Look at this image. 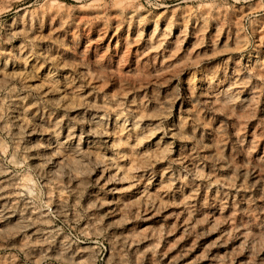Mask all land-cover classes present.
<instances>
[{
    "label": "rangeland",
    "instance_id": "1",
    "mask_svg": "<svg viewBox=\"0 0 264 264\" xmlns=\"http://www.w3.org/2000/svg\"><path fill=\"white\" fill-rule=\"evenodd\" d=\"M260 9L0 0V264H264Z\"/></svg>",
    "mask_w": 264,
    "mask_h": 264
},
{
    "label": "bare ground",
    "instance_id": "2",
    "mask_svg": "<svg viewBox=\"0 0 264 264\" xmlns=\"http://www.w3.org/2000/svg\"><path fill=\"white\" fill-rule=\"evenodd\" d=\"M155 25V24H154ZM42 54H43V52H42ZM49 55V54H48ZM55 55V54H54ZM58 55V54H57ZM263 55V54H262ZM62 56V55H61ZM51 58V57H50ZM65 58V57H64ZM8 61V60H7ZM63 61V60H62ZM259 61V60H258ZM261 61V60H260ZM56 63V62H55ZM59 63V62H58ZM68 63V62H67ZM71 63V62H70ZM69 63V64H70ZM261 63V62H260ZM263 63V62H262ZM64 65V64H63ZM258 66H259V64H258ZM77 67V66H76ZM87 67V66H86ZM84 68V67H83ZM95 69V68H94ZM259 69H262V68H259ZM80 71V70H79ZM83 72H84V70H83ZM13 73V72H12ZM258 73V72H257ZM9 74V73H8ZM87 74V73H86ZM101 74V73H100ZM262 74V73H261ZM87 75H89V74H87ZM97 75V74H96ZM3 76V75H2ZM10 76H11V74H10ZM100 76V75H99ZM50 77V76H49ZM88 77V76H87ZM91 77V76H90ZM97 77H98V75H97ZM85 78V77H84ZM101 78V77H100ZM205 78V77H204ZM4 80V79H3ZM41 80V79H40ZM43 81H44V79H42ZM40 82V81H39ZM47 82V81H46ZM46 82L44 83V84H46ZM118 82V81H117ZM33 83V82H32ZM57 83V82H56ZM36 84V83H35ZM118 84V83H117ZM98 85V84H97ZM138 85V84H137ZM206 85V84H205ZM76 86V85H75ZM40 87V86H39ZM15 88V87H14ZM54 88V87H53ZM74 88V87H73ZM113 88V87H112ZM100 89V88H99ZM205 89V88H204ZM47 90V89H46ZM63 91V90H62ZM221 91V90H220ZM72 92V91H71ZM115 92V91H114ZM64 94V93H63ZM71 94V93H70ZM110 96V95H109ZM233 96V95H232ZM3 97V96H2ZM111 97V96H110ZM153 97V96H152ZM234 97V96H233ZM70 98V97H69ZM112 98V97H111ZM154 98V97H153ZM164 98V97H163ZM232 98V97H231ZM79 99H81V97L79 98ZM93 99V98H92ZM172 99V98H171ZM61 100V99H60ZM63 100V99H62ZM76 100V99H75ZM83 100V99H82ZM108 100H109V98H108ZM168 100V99H167ZM225 100H227V99H225ZM1 101H3V100H1ZM30 101V100H29ZM81 101V100H80ZM114 101V100H113ZM66 102V101H65ZM76 102V101H75ZM88 102V101H87ZM119 102V101H118ZM159 102V101H158ZM6 103V102H5ZM86 103V102H85ZM90 103V102H89ZM101 103H103V101L101 102ZM144 103V102H143ZM161 103V102H160ZM56 104H57V102H56ZM59 104V103H58ZM67 104V103H66ZM73 104V103H72ZM71 104V105H72ZM106 104V103H105ZM115 104V103H114ZM163 104V103H162ZM226 104V103H225ZM242 104V103H241ZM1 105V104H0ZM79 105H81V104H79ZM96 105V104H95ZM101 105V104H100ZM107 105V104H106ZM221 105V104H220ZM227 105V104H226ZM6 106V105H5ZM61 106V105H60ZM69 107H70V105H68ZM75 106H76V104H75ZM87 106V105H86ZM108 106H109V104H108ZM154 106V105H153ZM168 106V105H167ZM106 107V106H105ZM111 107V106H110ZM120 107V106H119ZM155 107H156V105H155ZM73 108V107H72ZM112 108V107H111ZM134 108H136V107H134ZM159 108V107H158ZM133 109V108H132ZM153 109V108H152ZM111 110V109H110ZM139 110V109H138ZM142 111V110H141ZM151 111V110H150ZM164 111V110H163ZM3 112V111H2ZM113 112V111H112ZM18 113V112H17ZM82 113V112H81ZM100 113H102V112H100ZM137 113V112H136ZM152 113V112H151ZM164 113V112H163ZM0 114H1V111H0ZM21 114V113H20ZM107 114V113H106ZM148 114V113H147ZM25 115V114H24ZM83 115V114H82ZM103 115V114H102ZM138 115V114H137ZM6 116V115H5ZM27 116V115H26ZM25 116V117H26ZM134 116V115H133ZM136 116V115H135ZM18 117V116H17ZM109 117V116H108ZM119 117V116H118ZM124 117V116H123ZM6 118V117H5ZM10 118H12V117H10ZM27 118V117H26ZM92 118V117H91ZM17 119V118H16ZM127 119V118H126ZM130 119V118H129ZM22 120H24V119H22ZM27 120V119H26ZM34 120V119H33ZM100 120V119H99ZM102 120V119H101ZM141 120V119H140ZM183 120V119H182ZM36 121V120H35ZM91 121V120H90ZM134 121V120H133ZM133 121H131V122H133ZM98 122V121H97ZM105 122V121H104ZM11 123V122H10ZM18 123V122H17ZM23 123V122H22ZM39 123V122H38ZM94 123V122H93ZM117 123V122H116ZM121 123V122H120ZM125 123V122H124ZM126 123H128L127 121H126ZM134 123V122H133ZM136 123V122H135ZM134 123V124H135ZM5 124V123H4ZM13 124V123H12ZM39 124H41V123H39ZM101 124V123H100ZM109 124V123H108ZM132 124V123H131ZM138 124V123H137ZM22 125V124H21ZM54 125V124H53ZM87 125V124H86ZM121 125V124H120ZM136 125V124H135ZM184 125V124H183ZM98 126V125H97ZM101 126V125H100ZM119 126V125H118ZM127 126V125H126ZM140 126V125H139ZM146 126V125H145ZM15 127V126H14ZM19 127H20V125H19ZM70 127H71V125H70ZM96 127V126H95ZM140 127H142V126H140ZM152 127V126H151ZM10 128V127H9ZM22 128H23V126L21 127V130H22ZM30 128V127H29ZM68 128V127H67ZM101 128V127H100ZM105 128V127H104ZM132 128V127H131ZM135 128V127H134ZM178 128V127H177ZM180 128V127H179ZM12 129V128H11ZM19 129V128H18ZM24 129V128H23ZM44 129V128H43ZM70 129V128H69ZM102 129V128H101ZM123 130H124V128H122ZM143 129V128H142ZM181 129V128H180ZM14 130V129H13ZM56 130V129H55ZM92 130V129H91ZM117 130H118V128H117ZM122 130V131H123ZM134 130V129H133ZM155 130V129H154ZM67 131V130H66ZM87 131V130H86ZM88 131H89V129H88ZM99 131V130H98ZM111 131V130H110ZM121 131V130H120ZM119 131V132H120ZM121 131V132H122ZM150 131H152V130H150ZM172 131V130H171ZM13 132V131H12ZM11 132V133H12ZM71 132V131H70ZM23 133V132H22ZM69 133V132H68ZM73 133V132H72ZM95 133H96V131H95ZM99 133V132H98ZM126 133V132H125ZM141 133V132H140ZM149 133V132H148ZM152 133V132H151ZM179 133V132H178ZM65 134V133H64ZM133 134V133H132ZM12 135H13V133H12ZM70 135H72V134H70ZM69 135V136H70ZM117 135V134H116ZM138 135V134H137ZM144 135V134H143ZM150 136L152 135V134H149ZM179 135H181V134H179ZM135 136V135H134ZM140 136V135H139ZM148 136V135H147ZM17 137V136H16ZM112 138L110 139V142L111 143H109V144H111L110 146L112 147V148H117V146H118V143H120V142H118L117 143V141H119V139L118 138H115L113 135L111 136ZM143 137V136H142ZM141 137V138H142ZM172 137V136H171ZM90 138V137H89ZM94 138V137H93ZM160 138V137H159ZM13 139H15L14 137H13ZM118 139V140H117ZM123 139V138H122ZM121 138H120V140H122ZM135 139V138H134ZM133 139V140H134ZM140 139V138H139ZM143 139V138H142ZM40 140V139H39ZM137 140V139H136ZM72 141V140H71ZM93 141V140H92ZM124 141V140H123ZM140 141V140H139ZM150 141V140H149ZM56 142H57V140H56ZM63 142V141H62ZM129 143V142H128ZM138 143V142H137ZM4 144V143H3ZM18 144V143H17ZM121 144V143H120ZM133 144V143H132ZM149 144V143H148ZM69 145V144H68ZM77 145V144H76ZM87 145V144H86ZM128 145V144H127ZM4 146V145H3ZM7 146V145H6ZM44 146V145H43ZM75 146V145H74ZM108 146V145H107ZM130 146V145H129ZM160 146V145H159ZM158 146V147H159ZM162 146V145H161ZM215 146V145H214ZM67 147V146H66ZM73 147V146H72ZM144 147V146H143ZM126 148V147H125ZM130 148V147H129ZM171 148V147H170ZM217 148V147H216ZM72 149V148H71ZM78 149V148H77ZM97 149H98V147H97ZM120 149V148H119ZM123 149V148H122ZM152 149H153V147H152ZM159 149V148H158ZM57 150V149H56ZM62 150V149H61ZM73 150V149H72ZM87 150H89V149H87ZM105 150V149H104ZM111 150V149H110ZM115 150V149H114ZM131 150V149H130ZM137 150V149H136ZM142 150V149H141ZM144 150V149H143ZM142 150V151H143ZM151 150V149H150ZM164 150H167V149H165L164 148ZM172 150V149H171ZM218 150V149H217ZM47 151V150H46ZM63 151H64V149H63ZM77 151V150H76ZM98 151V150H97ZM123 151V150H122ZM144 151H146V150H144ZM154 151V150H153ZM161 151V150H160ZM216 151V150H215ZM2 152V151H1ZM93 152V151H92ZM91 152V153H92ZM131 152V151H130ZM155 152V151H154ZM157 152H158V150H157ZM157 152H155V153H157ZM219 152V151H218ZM54 153V152H53ZM61 153V152H60ZM86 153V152H85ZM90 153V154H91ZM95 153V152H94ZM118 152H116V154H117ZM161 153H162V151H161ZM11 154V153H10ZM9 154V155H10ZM36 154H38V153H36ZM41 154V153H40ZM45 154V153H44ZM110 154V153H109ZM131 154V153H130ZM143 154V153H142ZM151 154V153H150ZM165 154V153H164ZM19 155V154H18ZM92 155H93V153H92ZM91 155V156H92ZM103 155H105V153L103 154ZM126 155H127V152H126ZM133 155V154H132ZM131 155V156H132ZM138 155V154H137ZM141 155V154H140ZM144 155V154H143ZM148 155V154H147ZM146 155V156H147ZM161 155V154H160ZM11 156H13V154L11 155ZM65 156V155H64ZM73 156V155H72ZM87 156H89V155H87ZM109 156V155H108ZM110 156H111V154H110ZM125 156V155H124ZM151 156V155H150ZM61 157V156H60ZM118 157V156H117ZM120 157H122V155L120 156ZM128 157V156H127ZM137 157V156H136ZM144 157V156H143ZM170 157V156H169ZM181 157V156H180ZM47 158V157H46ZM68 158V157H67ZM77 158V157H76ZM75 158V159H76ZM79 158V157H78ZM141 158V157H140ZM145 158V157H144ZM71 159V158H70ZM73 159V158H72ZM74 159V160H75ZM91 159V158H90ZM95 159L97 160L98 158L95 156ZM112 159V158H111ZM115 159V158H114ZM137 159V158H136ZM142 159V158H141ZM149 159V158H148ZM160 159V158H159ZM171 159V158H170ZM15 160V159H14ZM32 160V159H31ZM57 159H55V162L54 163H56V165H57V163H58V165H59V161H56ZM59 160V159H58ZM89 160V159H88ZM93 160H94V158H93ZM95 160V161H96ZM107 160V159H106ZM105 160V161H106ZM176 160V159H175ZM61 161V160H60ZM82 161V160H81ZM85 161V160H84ZM100 161H101V159H100ZM104 161V162H105ZM134 161V160H133ZM196 161V160H195ZM45 162V161H44ZM49 162V161H48ZM74 162V161H73ZM80 162V161H79ZM83 162V161H82ZM86 162V161H85ZM115 162V161H114ZM122 162V161H121ZM138 162V161H137ZM151 162V161H150ZM156 162V161H155ZM190 162V161H189ZM16 163V162H15ZM71 163V162H70ZM94 163V162H93ZM101 163H102V161H101ZM192 163V162H191ZM84 164V163H83ZM98 164V163H97ZM100 164V163H99ZM116 164V163H115ZM137 164V163H136ZM42 165V164H41ZM72 165V164H71ZM70 165V166H71ZM78 165V164H77ZM88 165V164H87ZM120 165H122L121 163H120ZM39 166V165H38ZM114 166V165H113ZM118 165H116V167H117ZM41 167V166H40ZM73 167H74V165H73ZM75 167H77V166H75ZM75 167L74 168H72V169H74L75 170ZM81 167V166H80ZM121 167V166H120ZM135 167V166H134ZM133 165H132V170H133ZM201 167V166H200ZM38 168V167H37ZM68 168V167H67ZM70 168V167H69ZM83 168V167H82ZM107 168V167H106ZM126 168V167H125ZM136 168H137V166H136ZM202 168V167H201ZM47 169V168H46ZM59 169V168H58ZM77 169V168H76ZM79 169V168H78ZM101 169V168H100ZM115 169V168H114ZM200 169V168H199ZM3 170V169H2ZM83 170V169H82ZM104 170V169H103ZM103 170H101V172H103ZM130 170V169H129ZM49 171V170H48ZM78 171V170H77ZM81 171V170H80ZM115 171V170H114ZM113 171V172H114ZM198 171H200V170H198ZM68 172V171H67ZM72 172V171H71ZM123 172V171H122ZM195 172V171H194ZM57 173H59V172H57ZM76 173V172H75ZM124 173V172H123ZM123 173H121L122 175L119 177V179H118V181L117 182H120L121 181V179H124L125 178V176H124V174ZM138 173V172H137ZM163 173V172H162ZM24 174H26V173H24ZM56 174V173H55ZM63 174H64V172H63ZM109 174V173H108ZM209 174V173H208ZM70 175V174H69ZM116 175V174H115ZM141 175V174H140ZM107 176V175H106ZM114 176V175H113ZM137 176V175H136ZM193 176V175H192ZM218 176V175H217ZM221 176V175H220ZM29 177V176H28ZM28 177H22L21 179L23 180V183L25 182V184L27 183V181L30 179V177L28 178ZM99 177V176H98ZM110 177L111 176H107L105 179H106V181H110ZM124 177V178H123ZM129 177V176H128ZM131 177V176H130ZM133 177V176H132ZM140 177V176H139ZM216 177V176H215ZM225 177V176H224ZM51 178V177H50ZM71 178V177H70ZM74 178V177H73ZM81 178V177H80ZM79 178V179H80ZM103 178V177H102ZM112 178V177H111ZM121 178V179H120ZM169 178V177H168ZM212 178V177H211ZM129 179V178H128ZM137 179H138V177H137ZM144 179V178H143ZM149 179V178H148ZM213 179V178H212ZM224 179V178H223ZM34 180V179H33ZM56 180H57V178H56ZM77 180V179H76ZM81 180V179H80ZM112 180V179H111ZM114 180H115V178H114ZM134 180V179H133ZM150 180V179H149ZM215 180V179H214ZM221 180V179H220ZM228 180V179H227ZM218 181V180H217ZM16 182V181H15ZM79 182V181H78ZM82 182V181H81ZM80 182V183H81ZM116 182V181H115ZM134 182V181H133ZM144 182V181H143ZM22 182H20V184H21ZM47 183V182H46ZM102 183V182H101ZM111 183V182H110ZM137 183V182H136ZM223 183V182H222ZM25 184H23V185H25ZM130 184V183H129ZM27 185V184H26ZM31 185V184H30ZM58 185V184H57ZM127 185V184H126ZM143 185V184H142ZM150 185V184H149ZM260 185V184H259ZM1 186V185H0ZM121 186V185H120ZM162 186V185H161ZM126 187V186H125ZM25 188V187H24ZM29 188V187H28ZM113 188H114V191H120V188H117V190H116V188L115 187H112V190H113ZM142 188V187H141ZM144 189V188H143ZM143 189H142V191H137V194H138V199H141L142 198V196H145V197H147V196H149V195H147V193L146 192H144L143 191ZM26 191H29V190H26ZM34 191V190H33ZM109 191H110V188H109ZM190 191V190H189ZM10 192V191H9ZM111 192V191H110ZM152 192H154V191H152ZM14 193V192H13ZM73 193V192H72ZM97 195V194H96ZM153 195V194H152ZM160 195V194H159ZM139 196L141 197V198H139ZM189 196V195H188ZM145 197H144V199H145ZM133 198V197H132ZM152 198H153V196H152ZM23 199V198H22ZM28 199V198H27ZM155 199V198H154ZM161 199V198H160ZM2 200V199H1ZM65 200V199H64ZM95 200H96V198H95ZM105 200H107V199H105ZM128 200V199H127ZM113 201V200H112ZM115 201V200H114ZM123 201H125V200H123ZM135 201V200H134ZM133 201V202H134ZM158 201V200H157ZM1 202H3V201H1ZM24 202V201H23ZM64 202V201H63ZM99 202V201H98ZM97 202V203H98ZM108 202H110V201H108ZM147 203V202H146ZM156 203V202H155ZM165 203V202H164ZM7 204V203H6ZM61 204V203H60ZM111 204V203H110ZM114 204V203H113ZM116 204V203H115ZM130 204V203H129ZM134 204H136V203H134ZM138 204V203H137ZM154 204V203H153ZM158 204V203H157ZM160 204H162V203H160ZM112 205V204H111ZM25 206V205H24ZM59 206V205H58ZM120 206H121V204H120ZM123 206V205H122ZM136 206H138V205H136ZM164 206V205H163ZM9 207V206H8ZM150 207V206H149ZM59 208V207H58ZM152 208V207H151ZM53 209V208H52ZM120 209V208H119ZM147 209H148V207H147ZM156 209V208H155ZM186 209V208H185ZM13 210V209H12ZM115 210V209H114ZM116 210H117V208H116ZM135 211H136V209H134ZM143 210V209H142ZM111 211V210H110ZM123 211V210H122ZM125 211V210H124ZM61 212V211H60ZM190 212V211H189ZM9 213H11L10 211H9ZM94 213V212H93ZM176 213V212H175ZM4 215V214H3ZM123 215V214H122ZM121 215V216H122ZM181 215V214H180ZM10 216V215H9ZM115 216V215H114ZM120 216V215H119ZM26 217V216H25ZM65 217V216H64ZM225 217V216H224ZM1 218V217H0ZM36 218H38V217H36ZM174 218V217H173ZM187 218V217H186ZM214 218H216V217H214ZM21 219V218H20ZM41 220V219H40ZM44 220V219H43ZM122 220V219H121ZM215 220V219H214ZM4 221V220H3ZM118 221V220H117ZM211 221V220H210ZM220 221V220H219ZM7 222V221H6ZM217 222V221H216ZM222 222V221H221ZM18 223H20V222H18ZM89 223V222H88ZM8 224V223H7ZM22 226V225H21ZM1 227V226H0ZM3 227H6V225H4ZM20 227V226H19ZM235 227V226H234ZM21 228V227H20ZM184 228V227H183ZM2 229V228H1ZM3 230V229H2ZM1 230V231H2ZM6 230V229H5ZM11 230V229H10ZM86 230V229H85ZM213 230V229H212ZM225 230V229H224ZM0 231V232H1ZM7 231H8V229H7ZM239 231V230H238ZM3 232V231H2ZM232 232V231H231ZM246 232V231H245ZM55 233V232H54ZM260 233V232H259ZM225 234V233H224ZM223 234V235H224ZM228 234V233H227ZM241 234V233H240ZM243 234V233H242ZM244 234H246V233H244ZM249 234V233H248ZM219 235V234H218ZM186 236V235H185ZM254 236H256V235H254ZM124 237V236H123ZM218 237V236H217ZM227 237V236H226ZM231 237V236H230ZM251 237H252V235H251ZM257 237V236H256ZM45 238V237H44ZM225 238V237H224ZM241 238V237H240ZM258 238V237H257ZM257 238H256V241H257ZM46 239V238H45ZM226 239V238H225ZM252 239V238H251ZM218 241V240H217ZM219 241H221V240H219ZM255 241V240H254ZM262 241V240H261ZM249 242V241H248ZM63 243V242H62ZM112 243V242H111ZM110 243V244H111ZM252 243V242H251ZM250 243V244H251ZM69 246V245H68ZM207 246V245H206ZM240 246V245H239ZM60 248V247H59ZM234 248V247H233ZM61 249V248H60ZM116 251V250H115ZM219 253V252H218ZM60 254V253H59ZM220 256V255H219ZM224 256V255H223ZM204 257V256H203ZM218 257V256H217ZM86 258V257H85ZM115 258V257H114ZM224 258V257H223ZM78 259V258H77ZM233 259V258H232ZM124 261V260H123Z\"/></svg>",
    "mask_w": 264,
    "mask_h": 264
},
{
    "label": "clouds",
    "instance_id": "3",
    "mask_svg": "<svg viewBox=\"0 0 264 264\" xmlns=\"http://www.w3.org/2000/svg\"><path fill=\"white\" fill-rule=\"evenodd\" d=\"M236 2L240 3L241 0H236ZM228 7H229V9H231L232 5H229ZM260 10H264V0H261V9ZM256 11H258V10L250 11V12L246 13L245 15L241 16L240 19L242 21L247 22V23H251V22H253V20L251 18L255 16Z\"/></svg>",
    "mask_w": 264,
    "mask_h": 264
}]
</instances>
